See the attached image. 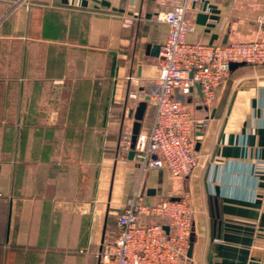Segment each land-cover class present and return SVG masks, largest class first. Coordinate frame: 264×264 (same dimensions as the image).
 <instances>
[{
    "label": "crops",
    "instance_id": "1",
    "mask_svg": "<svg viewBox=\"0 0 264 264\" xmlns=\"http://www.w3.org/2000/svg\"><path fill=\"white\" fill-rule=\"evenodd\" d=\"M159 0H0V264H105L117 213L187 194L192 264H262L264 64L237 65L210 106L180 96L198 164L186 176L141 171L123 146L133 114L154 104L166 25ZM199 15H206L201 21ZM187 40H264L263 0H208L186 11ZM159 46V49L156 47Z\"/></svg>",
    "mask_w": 264,
    "mask_h": 264
},
{
    "label": "built area",
    "instance_id": "2",
    "mask_svg": "<svg viewBox=\"0 0 264 264\" xmlns=\"http://www.w3.org/2000/svg\"><path fill=\"white\" fill-rule=\"evenodd\" d=\"M264 1V0H263ZM168 7L156 20L166 25L155 68L140 79L143 94L155 113L147 133H138L133 158L141 171L162 169L186 176L198 164L192 143L195 120L180 96L195 84L200 104L210 106L219 88L230 78L231 64H264V40L211 44L187 40L193 21L186 11L193 3L208 0H159ZM130 134L123 146L130 149ZM194 209L184 194L145 203L136 193L117 213V234L105 240L99 252L105 264H190L187 251L193 232Z\"/></svg>",
    "mask_w": 264,
    "mask_h": 264
},
{
    "label": "water",
    "instance_id": "3",
    "mask_svg": "<svg viewBox=\"0 0 264 264\" xmlns=\"http://www.w3.org/2000/svg\"><path fill=\"white\" fill-rule=\"evenodd\" d=\"M206 17H207L206 15H199V18L201 19V21H204V19H206ZM156 49H159V46H157ZM244 64H245L244 62L232 63L231 68H233L234 66H237V65H244ZM195 87H197V89L200 92L199 86L197 84H195ZM200 94H201V92H200ZM145 107H146V102L144 100L138 102V104L135 108L134 114H133L134 122L132 124V130H131L132 134H131V138H130V150L128 153L130 158H132L134 155L133 148H134L136 137L140 131L141 120L143 119ZM174 199H176V198H174ZM193 243H194V239H193V236L191 235L190 240H189V247H188V251H187V256L189 258L191 257V254H192ZM262 264H264V258H263Z\"/></svg>",
    "mask_w": 264,
    "mask_h": 264
},
{
    "label": "rangeland",
    "instance_id": "4",
    "mask_svg": "<svg viewBox=\"0 0 264 264\" xmlns=\"http://www.w3.org/2000/svg\"><path fill=\"white\" fill-rule=\"evenodd\" d=\"M189 263L192 264V263L190 262V259H189Z\"/></svg>",
    "mask_w": 264,
    "mask_h": 264
},
{
    "label": "bare ground",
    "instance_id": "5",
    "mask_svg": "<svg viewBox=\"0 0 264 264\" xmlns=\"http://www.w3.org/2000/svg\"><path fill=\"white\" fill-rule=\"evenodd\" d=\"M263 260V259H262ZM263 262V261H262Z\"/></svg>",
    "mask_w": 264,
    "mask_h": 264
}]
</instances>
